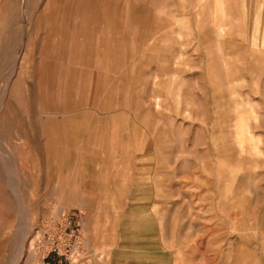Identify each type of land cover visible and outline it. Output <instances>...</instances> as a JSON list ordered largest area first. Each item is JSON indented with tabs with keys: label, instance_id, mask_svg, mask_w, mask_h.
Here are the masks:
<instances>
[{
	"label": "rangeland",
	"instance_id": "1",
	"mask_svg": "<svg viewBox=\"0 0 264 264\" xmlns=\"http://www.w3.org/2000/svg\"><path fill=\"white\" fill-rule=\"evenodd\" d=\"M28 230L40 264H264V0H0V264Z\"/></svg>",
	"mask_w": 264,
	"mask_h": 264
},
{
	"label": "bare ground",
	"instance_id": "2",
	"mask_svg": "<svg viewBox=\"0 0 264 264\" xmlns=\"http://www.w3.org/2000/svg\"><path fill=\"white\" fill-rule=\"evenodd\" d=\"M49 139V137H48ZM46 146V145H45ZM32 233L28 230V232L25 233V235L22 236L19 246L18 255L16 257V260L14 264H20L23 261L24 256L28 253L29 257L32 259V263L34 264H40V256L36 251L34 250V244L36 243L35 239H32ZM29 244V245H28ZM29 246V251H26V248ZM43 263V262H42Z\"/></svg>",
	"mask_w": 264,
	"mask_h": 264
}]
</instances>
